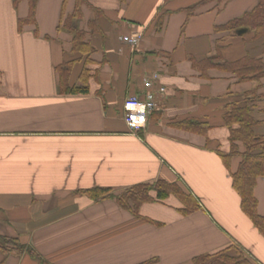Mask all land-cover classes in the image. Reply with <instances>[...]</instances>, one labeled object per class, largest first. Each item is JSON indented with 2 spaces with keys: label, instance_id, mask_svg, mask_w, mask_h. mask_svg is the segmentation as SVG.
<instances>
[{
  "label": "crops",
  "instance_id": "0c3cea01",
  "mask_svg": "<svg viewBox=\"0 0 264 264\" xmlns=\"http://www.w3.org/2000/svg\"><path fill=\"white\" fill-rule=\"evenodd\" d=\"M88 1L104 17L93 32L95 14L83 6L76 25L93 52L75 66L69 86L83 87L86 68L89 93L64 94L57 68L79 55L72 34L59 28L76 0H39L35 24L22 30L28 2L16 8L15 0H0V235L26 246L22 253H0V264H38L30 249L48 264H193L232 247L264 264V236L233 188L240 156L228 169L217 152L218 146L225 154L231 150L223 123L228 105L253 92L255 132L264 135V78L241 83L217 67L202 76L196 65L215 58L219 44L222 61L249 53L264 62V37L215 33L260 0L224 24L209 15L210 7L205 16L198 9L188 14L204 0ZM232 1H219L211 11H225ZM125 36L141 39L132 46ZM147 80L166 92L146 127L134 131L125 122L124 102L142 97ZM188 118L211 128L203 135L173 125ZM161 180L180 185L201 208L184 216L175 196L144 204L139 216L161 224L155 225L114 197L93 201L83 194L103 188L118 195ZM255 195L264 216V178Z\"/></svg>",
  "mask_w": 264,
  "mask_h": 264
},
{
  "label": "trees",
  "instance_id": "16d2710c",
  "mask_svg": "<svg viewBox=\"0 0 264 264\" xmlns=\"http://www.w3.org/2000/svg\"><path fill=\"white\" fill-rule=\"evenodd\" d=\"M27 1L29 4V15L25 19L19 20V26L22 30L26 25H34L36 21V9L39 0H15V6H18ZM212 0H204L200 4L187 9L191 16L202 5ZM223 2L225 0H219ZM122 3L126 0H121ZM83 6L89 7L95 14V20L90 24L93 32L101 30L100 21L104 17V13L94 8L88 0H76V7L73 15L63 17L61 29L68 30L73 36V51L77 53L78 58L67 61L57 68L61 78V93L64 94H88L89 89L85 81L87 70H83L81 80L82 88L70 87L69 79L75 66L82 61L87 63L89 55L93 52L92 47L85 42L86 33L79 30L77 21L82 18ZM160 21V19H159ZM63 27V28H62ZM245 30L246 33L239 35L238 32ZM217 34H231L237 37H250L256 41L264 37V0H260L257 7L249 13H246L240 18H237L228 24L215 28ZM223 44L217 46L218 55L215 58H206L201 62H197V67L200 68L202 76H206L207 71L217 67L225 72L233 73L237 76L239 82L260 81L264 78V62L260 59L253 58L249 53L242 59L235 62L222 61L220 54L222 53ZM87 57V58H86ZM220 62V63H219ZM257 95L255 92L247 94L244 101L235 100L228 105L226 113L223 117L224 126L230 131L229 141L231 150L229 154L221 152L218 146L217 152L225 166L229 169L232 159L235 156L241 157V162L236 173L232 174L233 188L239 194L242 203V209L248 218L253 222L256 228L264 236V216L259 214L258 200L255 195V189L260 179L264 178V135H257L255 127L258 125L253 112L256 106ZM174 126L197 134H207L211 128L207 122H201L198 119L188 118L176 123ZM239 144L243 145L244 151L240 152ZM156 196H153L152 193ZM84 195L91 200L96 201L103 198L114 197L123 209L132 212L135 216H139L141 207L147 203L163 202L171 196L178 198L183 204L180 213L184 216H189L197 212L201 206L194 196L186 192L180 185L176 183H168L158 181L154 184H144L128 189L118 195H114L111 189L96 188L83 192ZM144 221L157 224L147 219ZM25 245H22L19 239L0 235V253L8 256L12 252L22 253L25 251ZM29 253L36 258L38 264H48L33 250H28ZM146 262L144 264H151ZM193 264H257L252 258L244 254L238 247H232L224 252L214 256H200L193 260Z\"/></svg>",
  "mask_w": 264,
  "mask_h": 264
},
{
  "label": "built area",
  "instance_id": "2783aa9c",
  "mask_svg": "<svg viewBox=\"0 0 264 264\" xmlns=\"http://www.w3.org/2000/svg\"><path fill=\"white\" fill-rule=\"evenodd\" d=\"M140 36H125L123 41L136 46L140 42ZM154 81L145 82V93L142 97H129L124 102L125 122L134 131H140L146 127L149 116L158 109V96L165 94L166 89L154 90Z\"/></svg>",
  "mask_w": 264,
  "mask_h": 264
},
{
  "label": "rangeland",
  "instance_id": "374dc122",
  "mask_svg": "<svg viewBox=\"0 0 264 264\" xmlns=\"http://www.w3.org/2000/svg\"><path fill=\"white\" fill-rule=\"evenodd\" d=\"M93 1L95 3H98L99 2V0H93ZM72 2L74 3V0H72ZM218 3H219V0L212 1L209 4L202 5L201 8L199 7L197 11H200L199 14L203 13L201 16H205V15H207V13H204V11L207 10L208 7H210L209 15L211 14V16H212V14H215V18L213 17V19H215L216 21H218L217 23L224 24V23L230 21L231 19H234L236 17H240L244 13H246V12L251 11L252 9H254L256 7V5L258 4V0H233L230 3L229 8L227 10L222 11V12H218V9H216L214 11H211L212 8H214L215 6L218 5ZM224 144L225 145H224L223 148L226 150L227 148L225 146L226 145L229 146L228 138L226 140H224ZM240 160H241L240 157L235 158V161H240ZM172 200H176L177 202H179L175 198H172ZM170 205L173 206V204H171V203H170Z\"/></svg>",
  "mask_w": 264,
  "mask_h": 264
},
{
  "label": "water",
  "instance_id": "95a60500",
  "mask_svg": "<svg viewBox=\"0 0 264 264\" xmlns=\"http://www.w3.org/2000/svg\"><path fill=\"white\" fill-rule=\"evenodd\" d=\"M245 33H246L245 30H241V31L238 32L239 35H242V34H245Z\"/></svg>",
  "mask_w": 264,
  "mask_h": 264
}]
</instances>
